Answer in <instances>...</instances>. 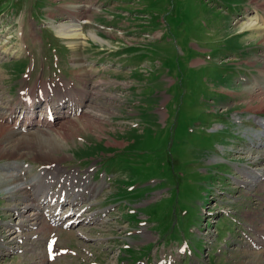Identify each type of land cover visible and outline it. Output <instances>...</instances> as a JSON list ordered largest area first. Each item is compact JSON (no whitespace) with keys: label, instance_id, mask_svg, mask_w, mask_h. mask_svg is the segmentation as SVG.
<instances>
[{"label":"rangeland","instance_id":"374dc122","mask_svg":"<svg viewBox=\"0 0 264 264\" xmlns=\"http://www.w3.org/2000/svg\"><path fill=\"white\" fill-rule=\"evenodd\" d=\"M244 1L264 3L100 0L97 6L98 0H0V122L14 108L4 114L17 103L22 86L56 78L55 63L43 59L48 52L38 36L28 38L37 45V66L20 77L29 63L21 25L32 22L22 20L23 9L30 7L35 17L42 8L45 16L60 21H67L72 11L82 18L99 13L100 20L114 25L106 31L85 25V34L79 32L71 40L58 38L55 32L56 46L63 51L54 49L75 54L67 52L69 61L63 57L57 65L63 74L74 75L79 83L82 80L77 86H83L89 96L79 114L56 117L55 127L28 129L26 117L18 118V129L3 124L18 132L47 133L44 146L31 147L48 157L36 158L35 152L24 150L19 158H0V210L4 213L26 207L33 199V193L17 187L18 183H6L9 174L15 171L21 183L32 185L34 179L44 177V166L49 170L60 162L58 174L48 171L52 184L59 189L64 176L56 174L64 172L69 174L67 179L78 176L76 184L87 176L95 188L79 204L89 206L97 219L67 229L39 219L40 233L22 253L4 247L14 243L10 229L0 228L5 238L0 264H89L92 260L97 264H264V124L257 121L264 122V85L255 79L243 84L237 80L243 75L239 64H249L253 70L248 73L257 72L264 81V57L241 55L247 48L264 46V40L257 37L262 34L260 26L251 21L250 28L235 24L216 11L221 6L236 13L240 7L234 10L230 5ZM213 22L225 24L228 31L215 28ZM65 25L74 24L59 26ZM247 29L253 30V36H232L234 30ZM43 30L46 35L48 30ZM92 34L101 41L91 38ZM102 47L122 52V58L143 51L149 56L135 68L126 65L124 74L116 78L91 53L86 54ZM14 50L21 54L10 55ZM244 167L255 171L252 179L242 173ZM54 178L61 181L56 183ZM258 178L253 186L244 184ZM26 213V219L35 216ZM8 217L12 220L14 214ZM51 232L58 236L56 247L67 250L55 261H48L44 251ZM178 246L186 251L182 258L170 254L177 255ZM163 250L177 262L161 263Z\"/></svg>","mask_w":264,"mask_h":264},{"label":"bare ground","instance_id":"6f19581e","mask_svg":"<svg viewBox=\"0 0 264 264\" xmlns=\"http://www.w3.org/2000/svg\"><path fill=\"white\" fill-rule=\"evenodd\" d=\"M251 23H254V24H256L254 21H251ZM259 24H260V22H259ZM259 24H256V25H258V26H260ZM249 25H250V23H249ZM247 26H248V24H247ZM251 26V25H250ZM254 26V25H253ZM261 27V26H260ZM244 28V27H243ZM247 28H250L249 26L247 27ZM56 29H58V33L60 34V36H62V37H64L65 39H69V40H71L72 38H75V37H77V34H79V32H81L80 30H79V28H78V26H76V25H70V26H67V25H65V26H63V27H57ZM254 29V28H253ZM260 29V31H261V33L262 34H260L259 33V35H257V37H261L263 40H264V30H262V27L261 28H258V30ZM248 30V29H247ZM82 34V33H81ZM80 34V35H81ZM91 38H93V39H95V40H100L101 41V38H99L97 35H95V34H92V36H91ZM74 40V39H73ZM262 40V41H263ZM5 52V51H4ZM262 76V75H261ZM40 83V82H39ZM45 84V89L46 88H49V86L48 85H46V84H48V82L46 83H44ZM62 85H63V88L65 89V92H71V90L74 88V85L72 86L71 84L70 85H68L67 83H65V84H63L62 83ZM25 90H26V92H24L26 95L25 96H28V99L27 100H24L23 102H22V107L21 106H19V108H18V110H23V116H22V118L23 117H26V121H27V123H28V125H27V128L30 126V125H37V126H41V125H43V124H47V125H43V127L44 126H50V125H52V124H54L55 123V121H53V123H51V122H49V121H47V119L45 118V117H42V118H40V119H36L35 121H33L34 119H35V111H36V107H37V104H38V96L36 95L33 99L32 98H30V95H32V94H34V93H32L31 91H33L34 90V86L31 88V89H26V88H24ZM59 91H62V89L61 88H59ZM80 91H81V98H85L84 96L87 94V92L85 91V90H82V89H80ZM59 95V94H58ZM255 98V97H254ZM253 98V101L255 100ZM258 100V99H257ZM94 102V101H93ZM83 106V105H82ZM262 106L264 107V103L262 104ZM25 109V110H24ZM263 109V108H262ZM74 110H76V108H74ZM32 111H34V112H32ZM71 111V109H69V110H65V111H62V113L60 114L61 116H66L67 114H69V112ZM16 112V110H15V107L14 108H12V109H10V112H9V114L6 116V117H4L5 118V120L4 119H2L1 120V122H0V158H2V157H5V158H7V157H9V158H14V157H16V155H18L16 158H19V157H21V155H22V153H23V151L24 150H27V153H30L31 154V152L33 153V152H35V154L37 155V157L36 158H41V157H48L49 155L46 153V152H42V151H39V150H37V151H35L31 146H33L34 144H36V143H39V146H44L45 144H44V138H46L47 136H46V134L47 133H44V132H42V131H39V132H37L36 130V133H34V132H32V133H27V132H25V133H23L22 131H24L25 129H22V131H20V132H18V131H15V130H13V129H11V128H9V127H7V126H5V125H3V124H7V125H9V124H11L12 123V125H9V126H12V128H15V126L17 125L16 124V121H15V118L17 117V116H15L14 115V113ZM71 115V114H70ZM260 118H258L257 119V121H258V123L259 124H261V123H263V121L262 120H259ZM21 122V121H20ZM19 122V123H20ZM26 123V124H27ZM25 128V127H24ZM33 128V127H32ZM29 129V128H28ZM37 129H39V128H37ZM30 134H32V135H30ZM34 134H36V136H34L33 137V135ZM43 135V136H42ZM30 146V147H29ZM36 147H37V145H36ZM60 163V162H59ZM59 163H55V167H53V168H51V169H49V170H57V174H58V172L61 170H58L59 168H58V165L57 164H59ZM53 165V164H52ZM245 168H249V167H244V169ZM45 169V168H44ZM14 170V169H13ZM46 170V174H48V171L49 170H47V169H45ZM245 172H243L242 171V173L246 176V177H249V178H251L252 179V175H254L255 174V171L254 170H251V168H250V170H244ZM56 172V171H55ZM10 176L9 177H7V181H6V183L7 184H11V183H18L17 184V187H19V188H23V187H25V184L24 183H21V181L18 179V176L20 175H16V172L15 171H13L12 172V174H9ZM22 175V174H21ZM48 176V175H47ZM46 177V175H44V177H43V179L42 180H40V181H38V182H36V183H32L34 186H35V188H36V190H38V188H42L43 186H44V178ZM261 177V176H260ZM259 177V178H260ZM249 178H247V179H249ZM259 178H258V180H254V181H252L251 182V180L250 181H247V182H244V184H246V185H248V186H253V185H255L256 184V182H258L259 181ZM18 179V180H17ZM49 179H51V178H49ZM57 179V178H56ZM74 179H66V181H64L63 183H62V188H68L67 187V185H66V182L68 181L69 182V184H70V186H71V189H72V193L71 194H66V192H64V193H60L57 197H56V199H55V201H54V205L53 206H51V201H52V199L55 197L54 196V194H51L49 197H47V196H45V195H43L42 196V199H45V198H47V201L45 202V204L43 205V208H44V210H45V212H48V214L50 215V217L51 218H53V220L54 221H56L57 223H60V224H62L65 220H68V219H70V218H72L75 214H76V212L78 211V209H76L75 211H74V213L72 214V216L71 217H63L64 216V214H66L68 211H70V213H72L73 212V208H74V206L75 205H77V198H82V199H85V198H87V196L86 195H84V190L85 189H89L90 190V192H92L93 190H94V186L93 185H91V184H86V182H87V179H85L80 185H79V188H78V191L76 192V191H74V187L75 186H77L75 183H74V181H73ZM51 181V180H50ZM61 181V180H60ZM35 182V181H34ZM76 182V181H75ZM53 183V182H52ZM56 183H58V182H56ZM78 184V183H77ZM55 185V184H54ZM57 185V184H56ZM59 185V184H58ZM31 188V187H30ZM83 191V192H82ZM62 194H64V200H63V202H59V199H60V196L62 195ZM91 194V193H90ZM72 195V198H70L69 199V197ZM32 197V196H31ZM89 199V198H88ZM85 202V201H84ZM68 206L67 207V209L66 210H64V207L65 206ZM40 206H41V203L40 202H38V203H36V202H30L27 206H26V208H28V209H32V210H35L34 211V213H36V214H38L37 212L39 211V209H40ZM37 211V212H36ZM34 215V214H33ZM31 216V215H30ZM34 217V216H33ZM81 217V215L80 216H78L77 217V219H79ZM87 218V217H86ZM42 219V218H41Z\"/></svg>","mask_w":264,"mask_h":264},{"label":"crops","instance_id":"0c3cea01","mask_svg":"<svg viewBox=\"0 0 264 264\" xmlns=\"http://www.w3.org/2000/svg\"><path fill=\"white\" fill-rule=\"evenodd\" d=\"M230 6L233 7L234 10L237 9V7H241V9L251 8L253 11H255L254 12V16L258 20V24L260 22L259 25L262 27V30H264V3H259V2H256V1L255 2L254 1H244V2H240V3H232V5H230ZM216 11H217L218 14L220 13L223 16H226L227 18H231L232 19V17H233V14H232L233 12L231 13L230 12V9H227V10H224V11L221 12V11L218 10V7H217L216 8ZM242 23H245V22H241L240 24H242ZM217 26L218 25H216L214 23V27L217 28ZM218 28L221 31H228V29L226 28V25L225 24H222L221 26L219 25ZM251 32H253L252 29L251 30H245L243 32H239L237 30H234L232 36H236L237 35V37H240V38H243V37L247 38L248 36H253ZM225 34H227V33H225ZM133 49H135V48H133ZM121 53L122 52H119V53L116 52L115 54H113L112 57L117 62H119L123 67H125L126 65H129L130 64V65H133V66L135 65L134 66V68H135V67L138 66V64L140 65L141 62L145 60V57L148 58V56H149V53L148 52L145 53V51H143L142 53L141 52H137V53L134 52V53H132L134 56H131V57L130 56H126V58H122ZM259 53H261V50L259 48L258 49H254L253 47H250V48H247L246 50H244L241 53V55H243V54L244 55L249 54V55H253V56L256 55L258 57V54ZM140 56H143V58L140 59ZM136 60L138 61V63L136 62L137 64L136 63L133 64V62L136 61ZM245 63H246V61H245ZM239 65H240V67H243V68L250 67L249 64H247L248 66H243L241 64H239ZM250 68H252V67H250ZM114 72L115 73H113V74L117 78V77H120L122 74H124L125 70L123 69V70L114 71ZM132 74H134V76H136V77L139 75L137 71H134ZM136 85H137V83H136ZM138 86H140V85H138ZM136 91H138V89L134 88V92H136ZM135 102H138V101H135ZM139 102H141V101L139 100ZM132 103H134V101H132Z\"/></svg>","mask_w":264,"mask_h":264}]
</instances>
